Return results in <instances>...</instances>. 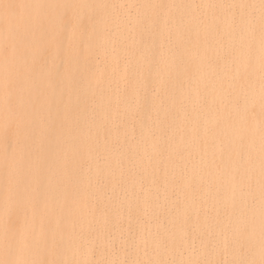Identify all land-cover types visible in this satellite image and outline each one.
Returning <instances> with one entry per match:
<instances>
[{
    "label": "bare ground",
    "instance_id": "1",
    "mask_svg": "<svg viewBox=\"0 0 264 264\" xmlns=\"http://www.w3.org/2000/svg\"><path fill=\"white\" fill-rule=\"evenodd\" d=\"M57 4L104 7H37ZM261 16V0H0V232L42 231L41 261L259 264Z\"/></svg>",
    "mask_w": 264,
    "mask_h": 264
},
{
    "label": "snow or ice",
    "instance_id": "2",
    "mask_svg": "<svg viewBox=\"0 0 264 264\" xmlns=\"http://www.w3.org/2000/svg\"><path fill=\"white\" fill-rule=\"evenodd\" d=\"M27 5H20V7H26ZM17 7L15 4H5L4 8L6 11ZM37 7H54L64 9V14L67 16L68 12L74 8H97L104 7V5H89V4H57V5H37ZM133 7L129 5V8ZM144 7H155V5H146ZM243 7V6H241ZM261 49H262V69H264V0H261ZM44 19L41 18L40 24H43ZM131 23V21H128ZM135 25L139 26V42L142 45H146V42L151 41L155 43L158 39L157 30L158 25L155 20L149 19L147 17L137 16L135 19ZM67 24L65 25V31H67ZM11 26L9 27V33L11 35ZM6 51L8 50V45L5 44ZM46 51V49H45ZM147 51V47L145 48ZM10 55L14 56L16 54V46L12 45ZM79 55V53H77ZM153 66H157L159 61L155 59V54H153ZM51 78V73L47 72V66L42 65L41 73L39 78L34 80V88L39 92L46 86V81ZM57 81L59 84V73H57ZM5 105L6 112L8 113V125L9 127L15 122L12 119L11 112L13 106V95L11 92L5 93ZM262 175H264V169H262ZM254 231V229H253ZM249 233V225L241 224L237 229V234L239 237L244 238L245 234ZM239 243V241H237ZM49 243L47 236L41 231L37 232L36 228L28 224L24 225L23 230L17 231L10 228H5L0 232V247L3 248L6 256V260L0 261V264H73L71 261H41L32 259L31 256L34 252L39 250L42 245L47 246ZM54 244L55 241H52ZM243 247V244H240ZM260 247H261V260L259 264H264V180L261 184V216H260ZM101 264H257L255 260L251 259H234L231 261H210V260H189V261H174V260H146V261H104Z\"/></svg>",
    "mask_w": 264,
    "mask_h": 264
}]
</instances>
